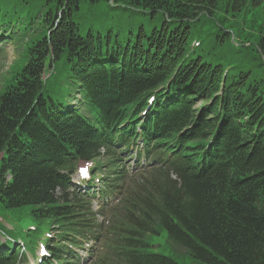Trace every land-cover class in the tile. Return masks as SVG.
<instances>
[{"label":"trees","instance_id":"1","mask_svg":"<svg viewBox=\"0 0 264 264\" xmlns=\"http://www.w3.org/2000/svg\"><path fill=\"white\" fill-rule=\"evenodd\" d=\"M109 1L0 0L5 42L30 37L0 91V207L63 264L99 239L96 264H178L159 228L200 264H264V0ZM80 162L125 194L106 225L95 187L70 191Z\"/></svg>","mask_w":264,"mask_h":264},{"label":"rangeland","instance_id":"2","mask_svg":"<svg viewBox=\"0 0 264 264\" xmlns=\"http://www.w3.org/2000/svg\"><path fill=\"white\" fill-rule=\"evenodd\" d=\"M16 28L17 26L15 25L11 27L10 30ZM4 35V33H0V91L5 88V82L9 79V77H11V74H13L15 71L18 72L22 68L28 56L27 47L30 40V37H21L15 42L6 43ZM231 39L234 44H237L233 35L231 36ZM46 76L47 75H45V77ZM65 91L67 92L68 88L65 89ZM141 162H143V160H141ZM132 163L133 162L131 161L130 164L132 165ZM81 167L83 166L81 165ZM170 179L175 180L173 177ZM160 187H166L165 179H160ZM115 203L116 202H114V204ZM24 209L25 208H20L18 210H8L0 207V233L2 232L14 238H21L26 242L29 238L25 237V234L22 233V231L29 230L30 226L34 225H32L31 221L24 216ZM29 234H33V232H29ZM0 242H4V239L0 238ZM147 242L150 245L151 252L173 258L178 264H200L183 249L174 248L173 245L175 244L168 239L166 230L163 228H159L157 233L148 234ZM100 250L101 249H99V247L96 245L92 262L96 260ZM94 263L95 261L92 264Z\"/></svg>","mask_w":264,"mask_h":264},{"label":"snow or ice","instance_id":"3","mask_svg":"<svg viewBox=\"0 0 264 264\" xmlns=\"http://www.w3.org/2000/svg\"><path fill=\"white\" fill-rule=\"evenodd\" d=\"M81 174L82 175L86 174V170H81Z\"/></svg>","mask_w":264,"mask_h":264},{"label":"water","instance_id":"4","mask_svg":"<svg viewBox=\"0 0 264 264\" xmlns=\"http://www.w3.org/2000/svg\"><path fill=\"white\" fill-rule=\"evenodd\" d=\"M112 4H113V3H112V1L110 0V1H109V5L111 6ZM233 44H234V42H233Z\"/></svg>","mask_w":264,"mask_h":264}]
</instances>
